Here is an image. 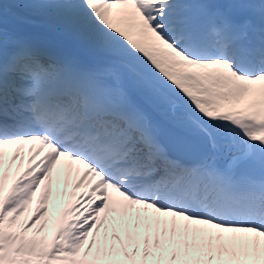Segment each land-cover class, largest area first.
Returning a JSON list of instances; mask_svg holds the SVG:
<instances>
[{"label":"snow or ice","instance_id":"1","mask_svg":"<svg viewBox=\"0 0 264 264\" xmlns=\"http://www.w3.org/2000/svg\"><path fill=\"white\" fill-rule=\"evenodd\" d=\"M0 264H264V0H0Z\"/></svg>","mask_w":264,"mask_h":264},{"label":"bare ground","instance_id":"2","mask_svg":"<svg viewBox=\"0 0 264 264\" xmlns=\"http://www.w3.org/2000/svg\"><path fill=\"white\" fill-rule=\"evenodd\" d=\"M17 163H20V161H18ZM70 180V179H69ZM68 180V181H69ZM10 182V181H9ZM42 188H43V186H42ZM54 188H55V186H54ZM69 189H71L72 190V187L70 186V183H68V188H67V192H68V190ZM66 192V193H67ZM64 199H67L68 201H66V203H72V202H74V199L72 198V196H71V194H65L64 195V197H63V200ZM62 200V204L61 205H63L65 202ZM33 202H34V199H33ZM33 202H32V204H33ZM32 204L31 205H29V211L31 212V211H34V208L32 207Z\"/></svg>","mask_w":264,"mask_h":264}]
</instances>
